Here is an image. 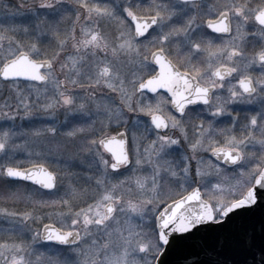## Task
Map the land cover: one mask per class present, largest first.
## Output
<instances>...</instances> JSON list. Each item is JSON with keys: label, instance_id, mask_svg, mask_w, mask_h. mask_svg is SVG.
<instances>
[{"label": "snow or ice", "instance_id": "obj_1", "mask_svg": "<svg viewBox=\"0 0 264 264\" xmlns=\"http://www.w3.org/2000/svg\"><path fill=\"white\" fill-rule=\"evenodd\" d=\"M0 86V264H264V0H0Z\"/></svg>", "mask_w": 264, "mask_h": 264}, {"label": "rangeland", "instance_id": "obj_2", "mask_svg": "<svg viewBox=\"0 0 264 264\" xmlns=\"http://www.w3.org/2000/svg\"><path fill=\"white\" fill-rule=\"evenodd\" d=\"M7 3L8 4H15L17 3V0H7ZM0 87H3V86H0ZM4 92H5V95L7 94V89L6 87L4 88ZM77 168H81V161L80 160H77L76 163H75V166L73 167V171H76V172H80L81 169H77ZM87 169L85 168L84 169V172L86 173ZM19 207V206H17Z\"/></svg>", "mask_w": 264, "mask_h": 264}, {"label": "water", "instance_id": "obj_3", "mask_svg": "<svg viewBox=\"0 0 264 264\" xmlns=\"http://www.w3.org/2000/svg\"><path fill=\"white\" fill-rule=\"evenodd\" d=\"M182 258V254H171L166 258L167 264H175V262L179 261Z\"/></svg>", "mask_w": 264, "mask_h": 264}, {"label": "trees", "instance_id": "obj_4", "mask_svg": "<svg viewBox=\"0 0 264 264\" xmlns=\"http://www.w3.org/2000/svg\"><path fill=\"white\" fill-rule=\"evenodd\" d=\"M17 206H19L20 209H23V207H24L23 204H19V205H17Z\"/></svg>", "mask_w": 264, "mask_h": 264}, {"label": "flooded vegetation", "instance_id": "obj_5", "mask_svg": "<svg viewBox=\"0 0 264 264\" xmlns=\"http://www.w3.org/2000/svg\"><path fill=\"white\" fill-rule=\"evenodd\" d=\"M114 134V133H113ZM86 168V167H85ZM77 169H81V168H77Z\"/></svg>", "mask_w": 264, "mask_h": 264}]
</instances>
